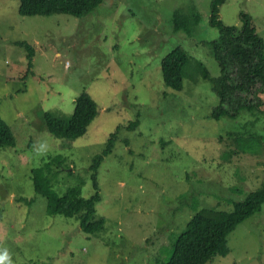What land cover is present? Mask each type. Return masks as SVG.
I'll return each instance as SVG.
<instances>
[{"label": "rangeland", "instance_id": "1", "mask_svg": "<svg viewBox=\"0 0 264 264\" xmlns=\"http://www.w3.org/2000/svg\"><path fill=\"white\" fill-rule=\"evenodd\" d=\"M212 1L106 0L78 18L21 16L19 0H0V117L16 141L0 148V250L12 264H165L198 212L230 213L261 188L264 103L214 119L219 97L198 66L220 75L209 47L219 37L210 26ZM191 7L199 27L191 36L176 33L175 12ZM218 12L223 25L237 28L246 14L264 41V0H225ZM21 44L34 49L31 66ZM178 48L191 57L180 91L167 86L162 70ZM84 92L100 110L88 133L52 136L44 113L69 117ZM112 134L115 147L98 176L97 218L107 220L106 229L87 234L76 219L49 217L33 171L48 165L57 195L78 187L90 198L91 166ZM228 244L227 257L207 264H264V205Z\"/></svg>", "mask_w": 264, "mask_h": 264}, {"label": "trees", "instance_id": "2", "mask_svg": "<svg viewBox=\"0 0 264 264\" xmlns=\"http://www.w3.org/2000/svg\"><path fill=\"white\" fill-rule=\"evenodd\" d=\"M21 16L70 15L78 18L93 12L106 0H19ZM225 0H213L210 11V26L219 31V37L209 45L211 54L217 62L220 75L211 77L203 63L198 62L203 76L212 83V90L218 95V105L213 109V118H235L242 108L252 110L264 103L260 94L264 93V41L254 32L249 16L243 14L242 26L228 27L219 18L218 7ZM200 15L194 7L187 12L177 10L173 17L175 32L188 36L200 25ZM28 50V60L32 64L35 55L33 47L21 44ZM191 57L180 48L174 50L163 61L162 70L168 87L180 91L183 89L184 71ZM261 83L260 88H256ZM247 93L258 97L260 101L246 99ZM237 105L232 106L237 102ZM229 108H234L233 113ZM99 104L90 94L82 93L75 99L74 110L69 117L56 116L50 111L44 113L46 130L57 139L76 140L88 133L90 126L99 116ZM138 121L131 124V129ZM117 140L112 134L106 150L99 155L91 166L92 180L96 193L90 198L83 197L81 189L74 187L62 195H57L50 187L47 175L48 165L33 171L35 190L47 200L46 213L49 217L60 216L76 219L87 234H98L106 229L107 220L97 218V206L102 200L98 181L99 169L105 158L113 152ZM16 146L11 128L0 117V148ZM45 171V173H44ZM264 205V183L261 188L250 192L246 197L234 203L230 213L217 209H203L187 224L177 238L173 254L165 264H207L215 257H227L231 250L229 236L243 222L261 213Z\"/></svg>", "mask_w": 264, "mask_h": 264}, {"label": "clouds", "instance_id": "3", "mask_svg": "<svg viewBox=\"0 0 264 264\" xmlns=\"http://www.w3.org/2000/svg\"><path fill=\"white\" fill-rule=\"evenodd\" d=\"M41 149H43V145ZM0 264H12L11 256L7 249L0 250Z\"/></svg>", "mask_w": 264, "mask_h": 264}]
</instances>
